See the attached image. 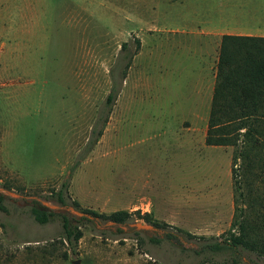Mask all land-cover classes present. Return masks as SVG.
I'll return each mask as SVG.
<instances>
[{"label":"rangeland","instance_id":"obj_1","mask_svg":"<svg viewBox=\"0 0 264 264\" xmlns=\"http://www.w3.org/2000/svg\"><path fill=\"white\" fill-rule=\"evenodd\" d=\"M222 11L264 26V0H0V264H264L224 243L235 147L207 144L210 105L187 101L198 54L164 32ZM34 207L56 215L41 224Z\"/></svg>","mask_w":264,"mask_h":264},{"label":"trees","instance_id":"obj_2","mask_svg":"<svg viewBox=\"0 0 264 264\" xmlns=\"http://www.w3.org/2000/svg\"><path fill=\"white\" fill-rule=\"evenodd\" d=\"M140 46V39H136ZM126 45L123 44L122 48ZM131 60L126 64L129 67ZM126 71L122 82L126 79ZM119 94L117 85L109 92L106 105L112 108ZM107 119L104 120V122ZM104 128H92L88 149L99 141ZM206 142L214 146L235 147L232 157L235 216L224 243L231 248H245L264 259V36L232 35L222 37L217 67V81L208 119ZM77 164V163H76ZM254 183L260 187L255 188ZM248 188L247 193L244 187ZM64 182L57 191V200L66 204ZM246 203V207L240 201ZM249 201H248V199ZM4 196L0 195V210H6ZM74 204L78 205L77 201ZM104 220L125 222L132 213L126 210L102 213L82 209ZM35 220L41 224L50 221L53 211L32 208ZM64 238L79 241L82 231L62 215ZM145 221L158 227L164 224L153 221L149 214L141 215ZM262 234V236H259ZM221 249V242L208 245Z\"/></svg>","mask_w":264,"mask_h":264},{"label":"crops","instance_id":"obj_3","mask_svg":"<svg viewBox=\"0 0 264 264\" xmlns=\"http://www.w3.org/2000/svg\"><path fill=\"white\" fill-rule=\"evenodd\" d=\"M238 17L239 14L230 16L227 12L222 11L218 19L191 22L192 24H182L178 27L164 29V32L180 37V41H177L178 44H185L189 51L198 54L192 59L195 65L189 72L190 82L188 85L191 91L187 101L190 105H210L211 108L217 81L220 47L224 35L264 36V26L259 24L260 19H257L256 16L247 13L244 17L245 21L239 20ZM247 17L254 22L252 23ZM195 44L199 46L194 48L193 45ZM209 114L210 110L208 111V119Z\"/></svg>","mask_w":264,"mask_h":264},{"label":"water","instance_id":"obj_4","mask_svg":"<svg viewBox=\"0 0 264 264\" xmlns=\"http://www.w3.org/2000/svg\"><path fill=\"white\" fill-rule=\"evenodd\" d=\"M79 263V261H75V264H78Z\"/></svg>","mask_w":264,"mask_h":264}]
</instances>
